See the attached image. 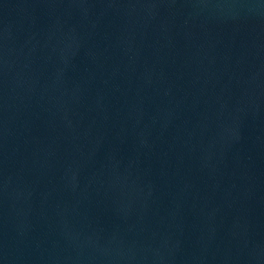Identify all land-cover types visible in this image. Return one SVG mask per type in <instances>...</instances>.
<instances>
[{"label":"water","instance_id":"95a60500","mask_svg":"<svg viewBox=\"0 0 264 264\" xmlns=\"http://www.w3.org/2000/svg\"><path fill=\"white\" fill-rule=\"evenodd\" d=\"M0 264H264V0H0Z\"/></svg>","mask_w":264,"mask_h":264}]
</instances>
